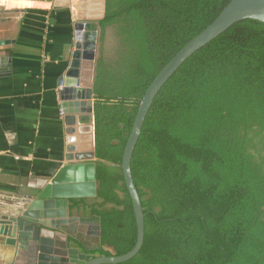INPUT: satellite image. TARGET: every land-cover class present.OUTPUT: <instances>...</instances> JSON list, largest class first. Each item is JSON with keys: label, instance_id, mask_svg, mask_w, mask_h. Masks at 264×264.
<instances>
[{"label": "trees", "instance_id": "16d2710c", "mask_svg": "<svg viewBox=\"0 0 264 264\" xmlns=\"http://www.w3.org/2000/svg\"><path fill=\"white\" fill-rule=\"evenodd\" d=\"M232 0H104L93 79L97 196L71 201L93 257L131 252L138 231L122 160L157 75ZM109 41L111 45H109ZM144 243L120 264H264V23L240 21L158 93L131 163Z\"/></svg>", "mask_w": 264, "mask_h": 264}, {"label": "crops", "instance_id": "0c3cea01", "mask_svg": "<svg viewBox=\"0 0 264 264\" xmlns=\"http://www.w3.org/2000/svg\"><path fill=\"white\" fill-rule=\"evenodd\" d=\"M86 3L65 7L55 1L0 0V205L12 204L51 179L70 163L69 156L92 152L91 124L79 120L89 114L71 107L63 113L66 101L59 83L75 50V26L86 23L84 11L93 14L92 3ZM90 76L87 60L83 87L89 88ZM72 216L80 221L64 227L76 231L69 243L77 237L84 243L98 238L89 229L94 223L83 221L77 210ZM14 259V250L0 237V264H14Z\"/></svg>", "mask_w": 264, "mask_h": 264}, {"label": "water", "instance_id": "95a60500", "mask_svg": "<svg viewBox=\"0 0 264 264\" xmlns=\"http://www.w3.org/2000/svg\"><path fill=\"white\" fill-rule=\"evenodd\" d=\"M68 6L69 0H29ZM61 1L65 4H59ZM255 20L264 23V0H232L217 19L199 36L184 47L157 75L139 106L133 129L128 139L123 160L124 182L132 199L137 222V243L134 249L119 257H93L71 247L69 235L76 231L64 227L80 221L73 217L71 201L97 196L96 152L94 127L93 79L98 33L88 23L75 26V50L70 66L60 80L63 113L74 108L75 113L89 114L80 117L81 123H90L92 152L84 157L69 156L70 163L60 167L51 179L41 181L33 191L19 196L12 204L0 205V237L14 250V264H120L134 258L144 243V213L131 171L132 157L140 139L145 120L155 98L177 70L197 51L228 31L240 21ZM2 45V44H0ZM93 61L90 86H82L85 61ZM68 121H73L69 118ZM91 142V138L89 139ZM74 159L76 162L74 163ZM86 161V162H84ZM89 161V162H88ZM10 205V206H9ZM91 234L101 237V226H89Z\"/></svg>", "mask_w": 264, "mask_h": 264}, {"label": "rangeland", "instance_id": "374dc122", "mask_svg": "<svg viewBox=\"0 0 264 264\" xmlns=\"http://www.w3.org/2000/svg\"><path fill=\"white\" fill-rule=\"evenodd\" d=\"M70 2L73 3V4H77V5H82L83 2H87L85 4L86 7H90V5L92 3L91 0H89V2L87 0H69L68 3H70ZM103 2H104V0H94L93 3H92V12H93V14L89 11V9H88V12H90V13H88L87 11H84V13H82L83 15L81 14V17L82 16L84 17L83 21H92V20L98 19L100 17L101 13H102ZM62 3H63V5L65 4V2H63V1H61V3H59V4H62ZM91 14H92V16H91ZM109 45H111L110 41H109ZM92 65H93V61H90L91 68H92ZM96 241H97V239L93 238L91 242H96Z\"/></svg>", "mask_w": 264, "mask_h": 264}, {"label": "flooded vegetation", "instance_id": "af4514ba", "mask_svg": "<svg viewBox=\"0 0 264 264\" xmlns=\"http://www.w3.org/2000/svg\"><path fill=\"white\" fill-rule=\"evenodd\" d=\"M88 223H92V222H88ZM94 224H95V223H94ZM79 238H81V237H79ZM95 239H96V238H95ZM81 240H82V239H81ZM90 243H91V242H90ZM78 249H79V248H78ZM79 250H80V249H79ZM80 253H83V252L80 251ZM84 254H85V253H84Z\"/></svg>", "mask_w": 264, "mask_h": 264}, {"label": "bare ground", "instance_id": "6f19581e", "mask_svg": "<svg viewBox=\"0 0 264 264\" xmlns=\"http://www.w3.org/2000/svg\"><path fill=\"white\" fill-rule=\"evenodd\" d=\"M29 1V0H28ZM92 135V134H91ZM91 138V141H92V137H90Z\"/></svg>", "mask_w": 264, "mask_h": 264}]
</instances>
